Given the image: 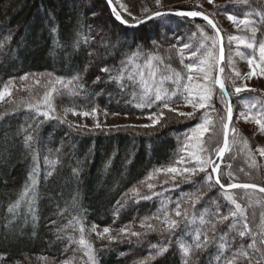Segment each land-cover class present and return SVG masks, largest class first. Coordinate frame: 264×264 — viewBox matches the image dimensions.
<instances>
[{"label": "trees", "instance_id": "obj_1", "mask_svg": "<svg viewBox=\"0 0 264 264\" xmlns=\"http://www.w3.org/2000/svg\"><path fill=\"white\" fill-rule=\"evenodd\" d=\"M250 3L252 7H264L262 1ZM174 9L194 10L186 6H174ZM250 10L249 5L232 4L224 9V13L243 16ZM92 12L96 15H91ZM255 19L259 21V17ZM90 24L94 26L92 31L87 27ZM197 25L214 35L205 21L175 15L127 29L115 21L104 0H0V41L11 38L5 48L0 50V88L9 79L18 80L27 73H54L59 77L70 78L85 71L90 59L88 53L95 49L103 55L91 58L93 64L87 68L84 77L88 88L94 90L95 94L89 93L91 99L85 102L83 96H71L62 89L65 94L57 95L54 99V115H59L61 106L90 109L98 105L100 109H107L111 113L146 116L157 109L136 108L132 101V88L121 93L116 83L107 81V74L101 72L100 68H118L120 61L126 59V54L141 45L145 52H157L164 57L165 64H171L186 73L177 49L172 48L171 54L168 49L171 45L189 43L191 49L185 51L195 50L199 40ZM78 29L83 35L79 48L74 49ZM193 33L197 35L193 36ZM83 36L88 37L86 43ZM101 37L104 43L115 47H102ZM153 40L159 42V47L152 44ZM194 59L186 57L184 63ZM138 63L143 65L144 59ZM157 65L159 77L166 70L158 62ZM129 70H132L131 66ZM97 75L106 82L94 85L92 81ZM124 82L130 83L127 80ZM165 86L173 87L170 83ZM32 89L42 97V86L32 85ZM15 96L27 98L29 93L16 91ZM239 96L240 100L235 94L231 97L234 109L235 101H259L264 97L262 93L246 92ZM214 104L219 111L223 110L219 97L215 98ZM9 107L8 101L0 103V264H40L42 260L45 264H61L66 259H72L76 264H87L85 249L67 239L69 235L79 239L78 229L65 228L74 215L82 216L89 230L93 224L111 229L130 224L137 228L136 231H143L139 227L140 219L155 214L162 200L171 201L168 206L174 209L175 202L194 188L188 183L173 188L171 181L168 184L152 182L155 184L153 191L160 193L159 196L150 200L141 199L138 203L130 200L128 206L116 215V201L125 192L145 181L154 168L173 164L184 155L180 146L188 130L200 122L198 119H186L176 114L164 115L161 121L164 127L157 125V131L136 127H121L119 131L115 128L77 131L69 128L67 123L61 124L58 119L36 117L35 112L26 107L15 112L7 111ZM203 111L200 110L196 115L199 117ZM27 134L34 137L30 149L25 147ZM45 158L58 162L54 166L49 165ZM37 165L36 220H33L26 203L21 204L15 215L9 213V206L20 197L25 183L29 182V172ZM74 169L79 171L74 172ZM48 171H52L51 176L47 175ZM221 178L226 184L227 180ZM144 185L141 193L150 194ZM222 192L218 185H214L201 204L214 208L211 201L216 200L223 213L227 214L230 207ZM201 204L196 206L198 211L202 210ZM228 223L230 221L225 222V225ZM59 229L64 231L58 232ZM58 235L62 238L57 239ZM85 235L95 250L97 264H138L140 259L153 251L150 244L168 240L167 235L154 232L142 244L129 243L127 240L109 244L107 239H98L93 233L86 232ZM132 239L135 241V238ZM172 239L175 240V237ZM248 242L249 238L244 241ZM215 251V248H210L208 252L201 253L197 264H215L210 255ZM150 264H182L178 246L173 243L166 256Z\"/></svg>", "mask_w": 264, "mask_h": 264}, {"label": "snow or ice", "instance_id": "obj_2", "mask_svg": "<svg viewBox=\"0 0 264 264\" xmlns=\"http://www.w3.org/2000/svg\"><path fill=\"white\" fill-rule=\"evenodd\" d=\"M155 3L158 8L163 7L162 0H155ZM207 3L213 5L214 0H207ZM228 3L249 5L251 8L243 16L227 14V20L232 25L250 34L246 38H240L235 35L229 37L230 41L236 42L237 49L251 50V55H246L239 50L235 53L241 60L246 61L249 69L246 75H242L235 67V61L231 55L225 56L221 29L218 23L211 18V14L197 10H179L174 8L149 13V9L145 7L143 12L149 14L142 15L139 18L132 16V21L136 25H139L170 15L189 18L200 17L206 21L214 35L209 34L200 25H197L199 40L198 47L195 50L185 51L191 49L189 43L171 45L168 49L169 54H171L172 48L177 49L180 63L187 70L186 73L172 67L171 64H165L164 57L160 56L157 52H145L141 45H137L135 51L126 54V59L120 61L118 68L116 66L100 68L101 72L107 74V81L116 83L121 93H124L129 87L132 88V101H134L136 108L151 109L155 107L157 109L146 115L145 118L150 123L123 126L126 129L136 127L157 131V125L164 127L161 123L164 118L163 109H167L168 112L177 111L171 105L179 101H182L184 106L191 107L193 111H179L177 113L178 116L186 119H198L200 122L189 129L185 135L180 146V151L184 155L177 158L173 164L154 168L145 181H141L139 185L130 188L128 192L122 195L120 200L116 201L118 206L116 215H118L120 210L128 206L130 200L138 203L141 199L150 200L154 196H159L160 193L153 191L155 184L151 181L158 174L163 173L165 176L163 183L168 184L171 181L173 188L179 187L182 183L194 186L193 190L175 202L174 209H170L168 206L171 201L166 202L162 200L161 206L155 214L140 219L139 227L143 231H133L129 224L120 227L117 230V236L110 234L113 229L108 226L103 227L102 231H97L99 226L93 224L89 230L86 229L82 216L76 214L72 217L69 225H66L65 228L72 227L74 230L78 229L80 235L78 240L73 235H69L67 239L70 243L78 244L80 248L85 249L84 255L88 258L87 264H97V257L92 243L86 239V232L96 233L97 238L101 240L107 239L109 244L124 240H127L129 243L142 244L144 239L154 232L168 236V240L165 243L150 244V248L153 251L146 258L140 259L138 264H150L151 261L166 256L173 243L178 246L182 264H197L200 254L208 252L210 248L216 249L214 254L210 253L215 264H264V212L261 213L257 230L254 231L246 215L245 208L238 202L237 197L230 192L231 189L246 190L244 195L247 196L249 205L256 203L264 206V196L253 200L257 192L264 194V186L255 183L237 182L231 171L227 173L230 178L228 184L223 183L221 178L223 159L226 153H230L237 145L243 146L241 150H247L251 161L249 166L256 167L248 140L242 137L237 128L233 126L234 107L231 97L233 94L239 96L240 93L245 91H255V89L248 88L244 83L238 84V80H248L254 76L264 77V7H252L250 0H228ZM108 4L112 7V13L120 24H129V21L114 6L113 0H108ZM215 7L219 10L217 14H220L224 11L226 5H215ZM120 8L131 16L125 5L121 4ZM91 15L95 16L96 14L92 12ZM255 17H259V21ZM87 27L89 31H92L94 26L90 24ZM53 30L56 31V29ZM102 30L104 29L102 28ZM82 35L78 29L76 33L77 39L73 44L74 49L79 48L80 37ZM196 35L197 33H193V36ZM10 39V37H6L4 41H0V50L5 48V44ZM83 40L86 43L88 37L83 36ZM152 44L159 47V42L156 40H153ZM101 46L105 49L115 47V45L104 43L103 37H101ZM88 55L90 59L85 71L78 72L70 78L59 77L54 73H27L20 76L18 80L23 82V85H26V87L22 86L19 90L27 91L29 93L27 98H17L15 96V91L17 90L15 80L17 78L9 79L0 88V102L5 101L8 97H12V99L8 100L10 107L7 111L15 112L21 107H26L28 110L34 111L36 117L42 116L44 120L58 119L61 124L67 123L69 128L77 131L86 129L88 126L84 124L73 125L67 121V113L71 112L73 116H80L81 118L91 117L95 121L94 128L102 129L103 126L98 120V105L92 106L90 109L86 107L65 108V116L54 115L56 112L54 99L57 95L63 96L65 94L62 89L67 90L68 95L83 96L85 102L91 99L89 93L95 94L94 90L88 88L84 77L87 68L93 64L91 58L103 54L94 49ZM257 55L259 56L258 61L256 59ZM186 57H194L195 59L192 62L184 63ZM142 58L144 59L143 65L138 63ZM225 61H227L229 71H226L224 66ZM157 62L159 65H163V68L166 70V73L161 72L159 77ZM129 66L132 67L131 71L129 70ZM144 69L148 71L145 72ZM125 80L130 83H125ZM105 82L99 75L92 81L94 85ZM166 83H170L173 87H166ZM32 85H40L44 88L42 97H39L38 93L33 91ZM216 97H219L220 103L223 106L222 112L215 107L214 101ZM245 107L247 110L241 111L237 119H243L246 123H254L257 126L258 133L264 135V97L259 101L250 100ZM200 110L204 111L198 117L196 113L200 112ZM103 114L105 116L109 115L108 110L103 109ZM111 115H125L127 117V113L112 112ZM38 123H42V121ZM30 127L32 126L30 125ZM111 127L119 131L122 126L113 125ZM91 130L89 129V131ZM221 131L223 133L222 146L217 140V136ZM210 132L211 135L206 138V134ZM33 139L34 137L31 134L25 135L24 142L26 148H31ZM213 144H215V147H213ZM255 151L260 156H264V148L258 147ZM213 154L220 162L213 159ZM35 159L36 157L34 156ZM45 159L46 163L53 166L58 162L57 160ZM228 167L230 169L231 165ZM38 171L37 165L29 172L28 181L30 183H25L20 197L9 206V213L15 215L21 204L26 203L33 220H36L34 204L37 199ZM78 171V169H74V172ZM201 173L204 174L202 177L200 176ZM168 174L172 175L169 177ZM245 174L248 175V173ZM47 175L51 176L52 171H48ZM144 184L147 185L150 194L141 193V188ZM214 185H218L223 190V198L234 206V208L229 209L227 214L223 213L219 202L216 200L211 201L215 205L214 208L201 204L208 193L212 191ZM197 204H201L202 210H197ZM73 206H75V200L73 201ZM173 212L175 217L181 219L174 218ZM228 221L230 223L225 225V222ZM193 225L198 226L193 227ZM63 231L64 229L58 230V232ZM237 236L239 237V241H237ZM173 237H175V240L172 239ZM61 238L60 235L57 236V239ZM132 238H135V241ZM248 238H250V242L244 243ZM41 259L46 258L42 257ZM61 264H72V260L66 259Z\"/></svg>", "mask_w": 264, "mask_h": 264}, {"label": "rangeland", "instance_id": "obj_3", "mask_svg": "<svg viewBox=\"0 0 264 264\" xmlns=\"http://www.w3.org/2000/svg\"><path fill=\"white\" fill-rule=\"evenodd\" d=\"M250 1H262L264 0H250ZM114 6L121 12L122 16L129 21V23H135L132 21V16L135 17H141L142 15H148L151 12H155L158 10H169L173 9L174 6H186L190 8H194V10L205 12L211 14V18L214 19L217 23L219 28L221 29L222 37H223V46L225 50V56L231 55L234 58L235 61V67L242 73V75H246L249 71L247 63L245 60H241L238 56H236V51L239 50L246 55H251V52H244L251 51L250 49H243L239 48L237 49V45L235 41H230L229 37L232 35L238 36L240 38H246V36L250 35L248 33L243 32L240 29H237L236 26L232 25L227 20V14L224 13V11L220 14L218 13L217 7L215 5L220 6H229L232 5L231 3H228V0H214L213 5H209L207 3V0H162V8H158L155 0H113ZM123 4L127 7L128 12L131 13V16L128 15V13L124 12L123 9L120 8V5ZM238 5V4H237ZM147 7L149 9V13H144L143 9ZM257 61L259 60V56H256ZM226 71H229L227 68V61H225L224 64ZM258 71V69H257ZM16 82V91H20L21 87L26 86L23 85V82L19 80H15ZM30 83V82H29ZM238 84L244 83L248 88L255 89V91H245L248 94H255V93H262L264 95V77H258L254 76L251 79L248 80H238ZM37 86V85H34ZM3 85L1 86V88ZM231 88V86H230ZM15 91V92H16ZM35 91V89L33 90ZM24 93H28L27 91H24ZM244 93V92H243ZM241 96V95H240ZM240 96H238V100H240ZM11 97H8L5 99V101L0 102L4 103L10 100ZM250 99V98H247ZM249 102V100L243 101H235V109H234V119H233V126L237 128V130L240 132L241 136L248 140L249 147L252 149L251 155L255 159L256 167H250V159L247 154V150H241L243 148L242 145H237L235 148L230 152L226 153L223 163L221 164V173L222 177L227 180V183H229L230 178L228 177L227 173L228 171H231L235 177V180L237 182H245V183H255L260 186H264V156H260L258 152L255 151L256 148H264V135L258 133L257 126L254 123H246L243 119H237V117L240 116L241 111H246L245 105ZM174 109L177 111L174 112H168L167 109H164V115L170 116L172 114H176L179 111L183 112H192L193 109L188 106H184L183 102H178L171 105ZM65 108H70V106H61L58 110V113L61 117L65 116ZM223 111V110H222ZM221 111V112H222ZM109 112V111H108ZM140 117V118H138ZM146 116H139V115H118L113 116L111 115V112H109V115L105 116L103 114V109L98 108V120L102 124V128H112L113 125H120V126H131V125H141V124H147L150 123L146 118ZM67 121L71 122L73 125H87L88 128L93 129L95 121L91 117L81 118L80 116H73L71 112L67 113L66 116ZM211 135V132L206 134L207 136ZM217 140L219 144L222 146L223 142V133L222 131L219 132V135L217 136ZM213 147H215V144H213ZM213 159H216L217 162L218 158L215 157L213 154ZM229 165H231V168L229 169ZM210 171V169H209ZM245 173H248L246 175ZM201 173L200 175H202ZM172 174H168L170 177ZM160 177V178H158ZM158 177L155 178L151 182H160L162 183L165 176L163 173L158 174ZM144 186H147L146 184ZM246 190L243 189H234L230 192L234 194L237 197V200L241 205L245 208L246 215L249 218V222L251 224V227L253 230H257V225L260 223L261 213L264 212V206L261 204L253 203L249 205V201L247 196L244 195ZM251 191V190H248ZM261 196H264L262 193H256L255 197H253V200L256 198H259ZM225 200V199H224ZM230 209L234 208L233 205H231L227 200H225ZM173 217L178 219V217H175V214H173ZM133 231H136L137 228L135 226H131ZM103 228H98L97 231H102ZM119 228L113 229L111 231L112 236L118 235ZM96 236V233H93ZM97 237V236H96ZM99 239V238H98ZM104 240V239H103ZM250 241V238H249ZM72 260V259H70ZM75 262V263H74ZM41 263L45 264L43 260ZM40 263V264H41ZM31 264V263H28ZM72 264H76V261L72 260Z\"/></svg>", "mask_w": 264, "mask_h": 264}, {"label": "water", "instance_id": "obj_4", "mask_svg": "<svg viewBox=\"0 0 264 264\" xmlns=\"http://www.w3.org/2000/svg\"><path fill=\"white\" fill-rule=\"evenodd\" d=\"M104 1H105L106 5L108 6L110 12L112 13V7L108 4V0H104ZM112 15H113V13H112ZM113 17H114V15H113ZM187 18H189V17H187ZM197 18L203 20V19L200 18V17H197ZM114 19H115V17H114ZM189 19H195V18H189ZM115 21H116L119 25H121L122 27H125V28H127V29H134V28L140 27V26H142V25H144V24L150 22V21H148V22H146V23L139 24V25H136L135 23H132V24L129 23V24H127V25H124V24H120L116 19H115ZM151 21H152V20H151ZM203 21H204V20H203ZM205 22H206V21H205ZM206 23H207V22H206ZM210 28H211V27H210ZM222 144H223V142H222ZM218 161H219V159H218ZM231 190H234V189H231ZM231 190H230V191H231Z\"/></svg>", "mask_w": 264, "mask_h": 264}, {"label": "bare ground", "instance_id": "obj_5", "mask_svg": "<svg viewBox=\"0 0 264 264\" xmlns=\"http://www.w3.org/2000/svg\"><path fill=\"white\" fill-rule=\"evenodd\" d=\"M143 26V25H142Z\"/></svg>", "mask_w": 264, "mask_h": 264}]
</instances>
